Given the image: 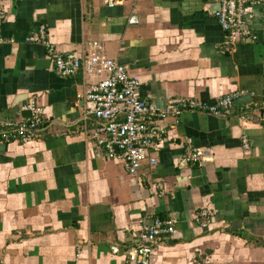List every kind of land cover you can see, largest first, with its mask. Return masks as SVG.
Returning a JSON list of instances; mask_svg holds the SVG:
<instances>
[{
  "label": "crops",
  "instance_id": "0c3cea01",
  "mask_svg": "<svg viewBox=\"0 0 264 264\" xmlns=\"http://www.w3.org/2000/svg\"><path fill=\"white\" fill-rule=\"evenodd\" d=\"M132 4L0 0V124L31 118V102L43 110L34 140H0V264H131L142 218L175 220L150 264H264V6L244 19L256 38L231 42L220 0H139L138 24L127 21ZM42 26L59 54L84 58L100 41L159 107L239 96L221 115L158 121L157 164L132 176L95 136L102 122L86 93L103 76L60 75L47 45L27 40ZM190 139L205 159L182 167Z\"/></svg>",
  "mask_w": 264,
  "mask_h": 264
},
{
  "label": "built area",
  "instance_id": "2783aa9c",
  "mask_svg": "<svg viewBox=\"0 0 264 264\" xmlns=\"http://www.w3.org/2000/svg\"><path fill=\"white\" fill-rule=\"evenodd\" d=\"M132 1V10L127 21L130 24H138L139 0ZM104 3L113 7L122 3V0H104ZM255 4L264 6V0H220V8L216 16L229 41L237 42L243 36L256 38L247 28L244 20L250 7ZM5 18V11L0 9V30ZM3 40L0 36V43ZM27 40L39 41L47 45L49 54L54 58L56 69L62 76H73L82 70L103 76L86 93L87 99L96 104L95 110L92 111L93 115L102 122L97 127L95 136L101 145L104 144L102 146L108 156L121 158L127 172L135 177L147 160L153 165L157 164L156 157L151 156L150 152L167 132L165 128L159 127L158 121L180 115L186 110L200 109L221 115L230 111L235 98L239 96L233 93L226 94L214 104L198 103L189 96H178L169 99L166 107H159L141 97L139 77L130 74L124 65L109 57L100 41L90 42L83 58L75 52L59 54L55 45L47 39L44 26L41 27L39 34L28 36ZM22 109L30 110L32 117L19 122L5 120L0 124L2 127L0 140L26 143L36 138L43 124L41 118L43 110L33 102ZM101 133L107 135L103 140L99 138ZM244 144L249 146L247 138H244ZM204 159V149L193 146L190 139L179 165L183 167L188 163H200ZM140 222L135 244L128 248V260L131 264H150V258L162 240L175 232V220L157 218L150 223L147 218H142ZM113 251L118 253L120 247L114 245Z\"/></svg>",
  "mask_w": 264,
  "mask_h": 264
},
{
  "label": "water",
  "instance_id": "95a60500",
  "mask_svg": "<svg viewBox=\"0 0 264 264\" xmlns=\"http://www.w3.org/2000/svg\"><path fill=\"white\" fill-rule=\"evenodd\" d=\"M240 99H241V98H240ZM240 99H237V100H240ZM237 100H236V101H237Z\"/></svg>",
  "mask_w": 264,
  "mask_h": 264
},
{
  "label": "trees",
  "instance_id": "16d2710c",
  "mask_svg": "<svg viewBox=\"0 0 264 264\" xmlns=\"http://www.w3.org/2000/svg\"><path fill=\"white\" fill-rule=\"evenodd\" d=\"M194 163V162H193Z\"/></svg>",
  "mask_w": 264,
  "mask_h": 264
}]
</instances>
